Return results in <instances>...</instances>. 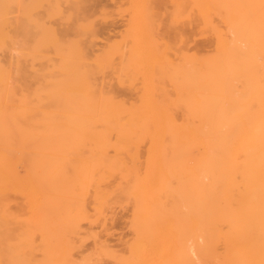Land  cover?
Returning a JSON list of instances; mask_svg holds the SVG:
<instances>
[{"label":"bare ground","instance_id":"bare-ground-1","mask_svg":"<svg viewBox=\"0 0 264 264\" xmlns=\"http://www.w3.org/2000/svg\"><path fill=\"white\" fill-rule=\"evenodd\" d=\"M96 1L0 0V264H264V0L174 2L191 54L164 0L95 50Z\"/></svg>","mask_w":264,"mask_h":264},{"label":"rangeland","instance_id":"rangeland-1","mask_svg":"<svg viewBox=\"0 0 264 264\" xmlns=\"http://www.w3.org/2000/svg\"><path fill=\"white\" fill-rule=\"evenodd\" d=\"M176 1L177 0H164L165 3L161 2L156 7L157 9L158 8L161 9L163 7L161 9V11L160 10H156V9L155 10H156L157 14L159 13V16L161 17V19L165 21V23L163 21V23L165 25L173 24V25H175V27L176 26H180L181 27V24L183 26V24H185L187 20H190L191 19V16H193V14L191 13L192 12L191 9H188L189 7H186L187 9H185V10H188V11L190 10L191 12L190 11L189 12H186L185 11V14L183 13L184 15L182 13L181 14H177V12L175 11L176 5H177V4H175ZM96 2H97V4L95 5V3H94L93 5H95V6H93V5H92V7L90 6L91 9L88 10V11H89L90 15L92 16V19L97 24V28L100 31L99 32V35H98V37L96 39V43H95L96 44L95 50L99 51V50H102L103 48H105L106 46H108L110 44H113L115 42H120L122 40V37L126 34L127 29H128L129 20L131 19L132 15H133V11L131 10L132 9V6H133V0H130V1L129 0H97ZM94 9H96V10H94ZM173 13H175V14H173ZM178 15H179V17L176 19V17ZM57 18L58 17H56V19H54V21H52L51 18H50L51 21L49 19H47V21L49 20V22H51V23L58 22L59 19H57ZM176 22H178V23L180 22V23L177 24ZM189 22L187 21V24L184 25V29H185L184 32H186V39L188 38L187 39V43L189 45L187 44L186 46H184L185 44H183L182 41L179 38H177L174 35L173 36L172 35H169L164 28L162 29V31L163 32L165 31L168 35L166 36L165 35V32H164V34L161 33L162 31L160 32V35L162 34L161 35V39L166 44L165 46H169V47L172 48V49L171 48H165V46L163 47V49L164 48L165 49H169V50H167L168 52H171L172 51V53H168V52L165 53L164 52L165 49L163 50V53H165L164 54L165 58L166 59L168 58L167 63H170L171 66L175 62V61H172V60H178V58L176 56H178V50L181 48L180 47L181 45L184 46V48L188 51V53L190 52L189 54L193 53L197 48H199V49L204 48L203 50H205V51L211 50V48L209 47L211 44H210V41H209V37L208 36L197 37L196 39H194V37H193L194 34H193V32H191L192 31L191 28L189 26H187L189 24ZM185 26H186V28H185ZM192 34H193V36H192ZM179 43H181V44L179 45ZM162 45H164V44H162ZM186 47L189 48V49H187ZM173 51H176V52H173ZM167 54L169 55V57H168ZM172 54H173V56H172ZM170 55H171V57H170ZM164 56L161 55V58H163ZM174 56L177 59L176 58H173ZM166 59H164L165 60L164 63L162 62L163 64H162L161 68L164 70V67L166 66L165 67V70L167 69L168 72H169L170 65L168 64L169 67L167 66ZM169 61H171V62H169ZM176 63H177V61L175 62V64ZM165 70L162 71V73L164 72L163 75L166 76V77L165 78L164 77L162 78L163 75L161 73V75H160L161 77L158 75L160 79L158 78L157 82L162 81L164 84L162 82L161 83L159 82V84L166 85L169 88V90L171 91L172 90V86L171 85L173 84V82H172V84L169 83L170 81H169V78L168 77H170V75L167 77V74H170V72L169 73L168 72L165 73ZM141 77L142 76H140V78H139L140 80L133 81V82H136L135 84L133 83L135 86H137L136 84H139V85L142 84L141 83V81H142V78ZM163 79H164L165 82L163 81ZM167 81H169V82H167ZM119 91H120L119 93L122 94L121 96H124L125 98H130L131 97V92L129 93V91H127V88L126 87L125 88L123 87L122 89L119 88ZM133 97H134V94H133ZM117 209H119V210H116V212L114 214V215H116V217L114 215L113 216L111 215L110 216L111 217L110 218L111 220L109 219V221H108L110 224L107 222V224H108L107 227L109 228V230L111 229L110 230L111 232L108 231V233H107L106 231L103 230V228H101V227L100 228H96V226H93V229L95 230V228H96L98 230H96V231L93 230V231H94V233H97L100 237L102 236V238L105 235L104 238L103 239L101 238V239L104 240V241L107 240L106 241L107 244L108 245H111L115 250H117V249L120 250V249H122L123 242L126 241V240H128L130 238V234H129L130 232H129V228H128L129 209L128 208H117ZM126 216H128V217H126ZM84 227H83L84 228L83 229L84 231L85 230L86 231H90V229L88 228L89 226L87 224H85ZM100 229H102V230H100ZM103 232H105V233H103ZM109 232L111 234H109ZM107 235H109V236H107ZM92 240H93L92 238H89L88 241L87 240L85 241L86 243H84L83 244L84 246L81 247V249H80V251L82 250V253L83 252H87L88 253L90 251V249L93 247V244L92 243H94V242H92ZM118 241H120V242H118ZM104 264H112V263L109 262V261H107Z\"/></svg>","mask_w":264,"mask_h":264}]
</instances>
